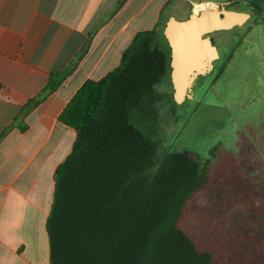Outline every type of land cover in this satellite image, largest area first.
<instances>
[{
	"label": "trees",
	"instance_id": "obj_1",
	"mask_svg": "<svg viewBox=\"0 0 264 264\" xmlns=\"http://www.w3.org/2000/svg\"><path fill=\"white\" fill-rule=\"evenodd\" d=\"M260 3L247 5L259 11ZM163 28L136 33L120 64L84 82L58 116L76 138L54 174L49 264H264V206L245 168L228 153L202 165L192 152H164L130 121L170 76ZM94 33L20 107L2 137L12 128L25 131L26 116L72 74Z\"/></svg>",
	"mask_w": 264,
	"mask_h": 264
},
{
	"label": "crops",
	"instance_id": "obj_2",
	"mask_svg": "<svg viewBox=\"0 0 264 264\" xmlns=\"http://www.w3.org/2000/svg\"><path fill=\"white\" fill-rule=\"evenodd\" d=\"M118 1L0 0V264H49L46 222L54 174L76 138L58 116L83 83L115 69L136 33L159 31L162 22L183 21L206 5H229L226 0H126L115 12ZM246 12L251 18L237 30L247 47L238 46L236 53H250L252 40L264 36V6ZM92 32L72 74L26 116L25 131L12 128L2 137L20 107L74 60ZM259 64L264 62L253 65Z\"/></svg>",
	"mask_w": 264,
	"mask_h": 264
},
{
	"label": "rangeland",
	"instance_id": "obj_3",
	"mask_svg": "<svg viewBox=\"0 0 264 264\" xmlns=\"http://www.w3.org/2000/svg\"><path fill=\"white\" fill-rule=\"evenodd\" d=\"M259 6H264V1ZM203 8L253 11L247 3ZM171 13L174 17L178 15L174 10ZM227 36L229 44L222 57L225 60L233 56L234 59L220 78H210L196 92V98L204 96L201 104L178 105L173 98L168 71L132 112L130 121L164 152H192L202 165H212L225 153L231 154L251 177L254 198L264 206V64L253 65L257 61L264 62V36L252 40L262 44H254L252 50L248 46L250 53L242 50L235 54L237 46L247 47V44L241 43L239 31ZM225 37V34H217L213 40L219 45ZM157 43L159 48L165 46L161 35Z\"/></svg>",
	"mask_w": 264,
	"mask_h": 264
},
{
	"label": "water",
	"instance_id": "obj_4",
	"mask_svg": "<svg viewBox=\"0 0 264 264\" xmlns=\"http://www.w3.org/2000/svg\"><path fill=\"white\" fill-rule=\"evenodd\" d=\"M244 3H258L264 0H241ZM246 11L214 10L205 8L189 15L183 21L174 19L164 24L163 35L169 48L170 81L175 102L188 106L194 91L199 88L217 60L215 48L210 47L207 38L212 34L241 28L250 20Z\"/></svg>",
	"mask_w": 264,
	"mask_h": 264
},
{
	"label": "flooded vegetation",
	"instance_id": "obj_5",
	"mask_svg": "<svg viewBox=\"0 0 264 264\" xmlns=\"http://www.w3.org/2000/svg\"><path fill=\"white\" fill-rule=\"evenodd\" d=\"M242 28V27H241ZM236 30H237V28H235ZM235 29H233V30H235ZM232 31V30H231ZM231 31H228V32H222V33H217V34H225L226 35V37H225V39L224 40H222V41H220L219 43V45L218 44H216L215 42H214V40H213V38H214V36L215 35H217V34H212V35H210L208 38H207V40H208V42H209V45H210V47H213V48H215L216 49V51H217V55H218V58H217V60H215L214 62H212V70H211V72H210V74H209V76L206 78V80L204 81V83L199 87V88H197L195 91H194V95H193V100H192V102L188 105V106H190V105H193V106H198L199 104H201L202 103V101H203V98H204V96L203 97H201V95H199L198 96V98H196V92L197 91H200L204 86H205V84H206V82H207V80H209L210 78H220L223 74H224V72L227 70V68H228V66L230 65V62L234 59V57L232 56H230L229 58H227V59H225L224 60V58L222 57V55H223V50L225 49V47L229 44V42H228V36H227V33H232ZM237 31H239V30H237ZM235 32V31H234ZM239 33H240V31H239ZM230 36V35H229ZM240 40H241V33H240ZM237 48H238V46H237ZM237 48H236V50H237ZM236 52H234V54H235ZM221 59H223V62L221 63ZM225 61V62H224ZM235 61V60H234ZM211 88V86L209 87V89ZM201 98V99H200Z\"/></svg>",
	"mask_w": 264,
	"mask_h": 264
},
{
	"label": "bare ground",
	"instance_id": "obj_6",
	"mask_svg": "<svg viewBox=\"0 0 264 264\" xmlns=\"http://www.w3.org/2000/svg\"><path fill=\"white\" fill-rule=\"evenodd\" d=\"M208 6H211V5H208ZM203 8V7H202ZM204 9V8H203Z\"/></svg>",
	"mask_w": 264,
	"mask_h": 264
}]
</instances>
